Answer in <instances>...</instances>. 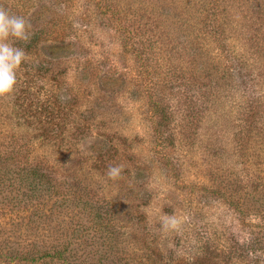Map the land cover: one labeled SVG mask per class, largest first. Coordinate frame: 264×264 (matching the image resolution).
Returning a JSON list of instances; mask_svg holds the SVG:
<instances>
[{
  "label": "rangeland",
  "instance_id": "rangeland-1",
  "mask_svg": "<svg viewBox=\"0 0 264 264\" xmlns=\"http://www.w3.org/2000/svg\"><path fill=\"white\" fill-rule=\"evenodd\" d=\"M0 8L31 32L8 38L26 57L13 91L0 95V171L13 173L19 138L29 160L88 192L59 212L62 194L25 191V209L13 205L22 188L0 176V264H62L20 252L58 246L55 228L69 225L70 264H251L252 237L264 229V0ZM158 95L169 114L151 108ZM109 165L122 166L118 178ZM105 215L117 229L109 255L95 252L105 246L94 223ZM166 216L178 226H162Z\"/></svg>",
  "mask_w": 264,
  "mask_h": 264
},
{
  "label": "trees",
  "instance_id": "trees-1",
  "mask_svg": "<svg viewBox=\"0 0 264 264\" xmlns=\"http://www.w3.org/2000/svg\"><path fill=\"white\" fill-rule=\"evenodd\" d=\"M171 75L172 73L168 74L169 81H175V79L170 78ZM163 79L164 77L161 79V81ZM161 90L163 89H161L160 85L156 86V90H155L156 92L157 91L160 92ZM149 102L151 104V108L153 109V111L157 112L158 114L160 113L169 114L168 112L169 107L167 103L161 100L160 96L156 98L150 96ZM159 126L160 125L158 124V127H156V129L160 132L161 135H163ZM17 139L19 138H14L13 140L14 147L12 148L13 150L11 151L13 155V157L11 158L12 162L11 164H7V165H11L12 168L11 170L13 173L7 177V175L5 176L4 171H0V176L5 177V178L3 177V182L9 181V184L18 187L20 186L23 190V192L21 193L24 196L26 195V193H28L25 191H30L32 195H39L40 199L43 198L55 199V197H58L60 194H62V196L65 197L62 198L64 199L63 204L61 205L55 204L59 212L66 210L67 207L70 206L72 200L71 197H75V200H77L79 203L83 201L84 196L88 195V192L85 191L86 189L82 190L83 186L81 187L78 183H68V185L64 183L65 185H62L63 184L62 181L54 179L51 176L50 172L45 169V162L43 163L40 160H34V161L29 160L28 154L26 155L24 153L22 147L20 148L19 145L18 146L15 145L18 144ZM0 154H2V152H0ZM14 182H17L19 185H15ZM24 188L27 190H24ZM29 200L30 198L28 197V195H26L24 198H22L23 202L20 201L14 203L13 205H18V207H24L25 209H29V203H30ZM263 201L264 200H262V202ZM261 204L263 205L262 208H260V210H261V215H263L264 203ZM93 206L92 208L94 209ZM87 208H89V210H91L92 213H94L93 212L94 210H92V208L89 205L87 206ZM97 212L98 210L94 213L95 216ZM94 226L95 227L98 226V229L96 230L97 231L99 230L100 232L99 235L100 237H98L99 239L97 240L102 241V243L105 246L104 248L98 247L95 252L102 255H106V254L109 255V253H111L112 250L114 249L117 239V229L111 217L105 215L101 220H95ZM55 233H56L55 242H60L58 243V246L56 247L46 246L42 251L40 250L39 252H37L36 256L27 257L25 252H20L21 253L20 256L23 259L29 258L31 260H35L36 258L43 256L45 258L51 257L56 259L58 263L70 264L69 261L74 260L75 253L77 251V248L75 249V247L72 246L70 243V236L72 237L74 236L72 235L74 233V230L69 225V229L67 230L63 229L62 231H59L55 228ZM76 236L74 238H76ZM250 251L252 252L251 264H264V257L262 256V254H264V229H261L259 232H256L252 237ZM191 264H195V263H191Z\"/></svg>",
  "mask_w": 264,
  "mask_h": 264
},
{
  "label": "clouds",
  "instance_id": "clouds-1",
  "mask_svg": "<svg viewBox=\"0 0 264 264\" xmlns=\"http://www.w3.org/2000/svg\"><path fill=\"white\" fill-rule=\"evenodd\" d=\"M31 36L30 24L23 16L10 14L0 8V95L13 91L17 83V69L26 57L23 48L9 41V37L18 41H27ZM122 166L109 165V178H118ZM179 221L175 217H164L162 226L175 228Z\"/></svg>",
  "mask_w": 264,
  "mask_h": 264
}]
</instances>
